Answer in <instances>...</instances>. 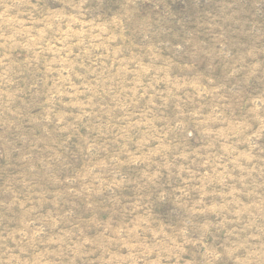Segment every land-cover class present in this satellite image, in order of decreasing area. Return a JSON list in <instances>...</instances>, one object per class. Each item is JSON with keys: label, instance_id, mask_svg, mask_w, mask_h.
I'll return each mask as SVG.
<instances>
[{"label": "rangeland", "instance_id": "374dc122", "mask_svg": "<svg viewBox=\"0 0 264 264\" xmlns=\"http://www.w3.org/2000/svg\"><path fill=\"white\" fill-rule=\"evenodd\" d=\"M0 264H264V0H0Z\"/></svg>", "mask_w": 264, "mask_h": 264}]
</instances>
